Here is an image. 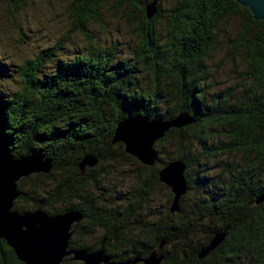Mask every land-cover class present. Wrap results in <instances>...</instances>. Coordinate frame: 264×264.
<instances>
[{
  "label": "trees",
  "instance_id": "1",
  "mask_svg": "<svg viewBox=\"0 0 264 264\" xmlns=\"http://www.w3.org/2000/svg\"><path fill=\"white\" fill-rule=\"evenodd\" d=\"M150 1L68 0L69 27L51 46L15 66L14 91L0 95V148L13 159L43 155L51 168L17 182L19 195L11 211L40 209L49 216L79 212L68 249L102 248L113 261L144 258L163 241L157 251L162 256L159 264H264V199L255 204L264 196V20H253L234 0H176L165 16L157 0L156 11L147 19L144 7ZM5 2L6 12L26 5L25 0ZM116 12L128 24L134 22L131 32L137 42L129 59L114 61L113 46L100 48L88 41L69 62L57 60L50 66L72 33L88 38L89 25L100 24L102 13ZM162 19L160 35L155 24ZM229 19L235 20V33L223 45L226 55H239L245 64L237 72L241 92L224 89L209 93L206 100L207 62L220 50L216 35ZM181 113L193 117V122L167 130L153 143L152 166L141 165L124 151L120 157L140 165L146 175L139 187L143 191L145 185L161 184L156 165L177 159L186 170L193 161L206 162L216 154L237 155L211 184L197 175L195 201L186 209L182 206L192 189L185 173L186 192L178 212H168L169 192L167 212L148 222L131 210L134 201L122 210L92 195L88 173L109 160L112 145L121 149L120 142L111 143L117 122L131 116L168 120ZM209 142L217 144L208 147ZM164 146L173 150L195 146L201 151L195 158L164 160L159 156ZM84 155L97 161L80 174L77 164ZM31 180L34 185L25 188L24 182ZM36 182L43 188H36ZM221 231L222 241L197 258ZM0 264H22L1 239Z\"/></svg>",
  "mask_w": 264,
  "mask_h": 264
},
{
  "label": "rangeland",
  "instance_id": "2",
  "mask_svg": "<svg viewBox=\"0 0 264 264\" xmlns=\"http://www.w3.org/2000/svg\"><path fill=\"white\" fill-rule=\"evenodd\" d=\"M5 1L0 0V95H9L14 91L17 84L14 73L15 66L25 59L32 58L40 50L51 46L69 27L65 13L68 0H25L26 5L10 12H6ZM175 3L176 0H159L158 5L162 15L165 16L166 11ZM164 22L165 19H162V22L155 24V29L160 35L164 33ZM133 26L134 22L131 25L128 24L120 12L102 13L100 24L93 23L88 26L86 32L88 38L77 32L72 33L50 66H53L57 60L58 62H69L84 51L88 41L97 43L100 48L113 46L114 61L127 60L137 42L136 37L131 32ZM234 33L235 20L229 19L223 24L220 34L216 35L217 40L222 42V46L207 62V75L203 81V85L207 89L206 100L210 99L209 93L224 89H229L232 94H240L241 92V84L237 83V72L245 64L239 55H226L228 48L225 47L226 44L223 45V42L233 38ZM219 139V142L223 141L221 137ZM211 144L217 143L209 142L206 146L209 147ZM206 146L205 148H207ZM198 149L201 151L200 147L195 146L187 149L179 147L174 150L170 149L169 146H164L160 149L159 156L164 160L174 157L195 158ZM120 151H123L122 146L121 149H117V145H112L109 160L88 173L89 184L94 187L92 195L98 200L112 204V207L122 210L128 207L130 201H134V207L131 210H135V215L147 222L162 217L167 212L169 190L162 184L159 186L148 184L145 185L143 191H139L140 184L146 175L139 171L140 165L137 162L121 158ZM235 158L239 157L223 153L208 158L206 162L196 161L194 163L193 161L192 166L184 172L186 178L189 177L192 189L188 192V197L183 199L182 206L184 205L183 207L186 209L196 199L194 196L198 192L195 182L197 175L201 177V182L211 184L218 178L222 166L225 163L229 165V162H233ZM155 167L160 168L158 165ZM34 181L24 182L25 188L33 186ZM36 183L39 184L35 185L36 188H43L42 182ZM67 260L68 264H73L69 261V257ZM61 264H65L63 260Z\"/></svg>",
  "mask_w": 264,
  "mask_h": 264
},
{
  "label": "water",
  "instance_id": "3",
  "mask_svg": "<svg viewBox=\"0 0 264 264\" xmlns=\"http://www.w3.org/2000/svg\"><path fill=\"white\" fill-rule=\"evenodd\" d=\"M136 1V0H134ZM238 5L248 9L252 19L264 20V0H234ZM157 0H151L144 7L145 17L149 19L156 11ZM193 122V117L185 113L168 120H150L146 116L127 117L115 124L111 143L120 142L124 153L135 158L141 165L152 166L155 163V152L152 145L173 128H180ZM92 155H84L77 164L81 174L85 167L96 164ZM51 168L50 159L40 154L13 159L5 147L0 148V239L9 247L15 258L22 264H61L69 257L73 264H159L162 256L157 251L146 257L135 256L130 260L113 261L102 248L93 252L68 249L71 227L81 215L76 211H67L57 215H46L42 210L17 214L11 211L13 202L18 197L16 184L21 178L33 174H46ZM185 166L180 160H172L157 171L159 183L165 186L172 198L168 207L169 213L178 212L179 199L186 192L184 179ZM264 196L255 200V204ZM224 231L213 234L207 245L199 250L197 258L204 257L224 238Z\"/></svg>",
  "mask_w": 264,
  "mask_h": 264
},
{
  "label": "bare ground",
  "instance_id": "4",
  "mask_svg": "<svg viewBox=\"0 0 264 264\" xmlns=\"http://www.w3.org/2000/svg\"><path fill=\"white\" fill-rule=\"evenodd\" d=\"M79 264V263H78Z\"/></svg>",
  "mask_w": 264,
  "mask_h": 264
}]
</instances>
